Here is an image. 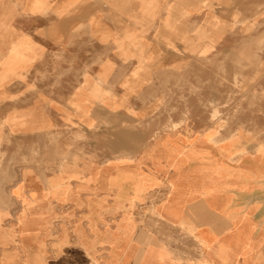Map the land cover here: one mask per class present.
<instances>
[{"label": "rangeland", "instance_id": "1", "mask_svg": "<svg viewBox=\"0 0 264 264\" xmlns=\"http://www.w3.org/2000/svg\"><path fill=\"white\" fill-rule=\"evenodd\" d=\"M173 122L261 143L264 0H0V224L23 223L30 172L131 156Z\"/></svg>", "mask_w": 264, "mask_h": 264}, {"label": "crops", "instance_id": "2", "mask_svg": "<svg viewBox=\"0 0 264 264\" xmlns=\"http://www.w3.org/2000/svg\"><path fill=\"white\" fill-rule=\"evenodd\" d=\"M261 140L177 128L131 156L30 172L0 264H264Z\"/></svg>", "mask_w": 264, "mask_h": 264}, {"label": "bare ground", "instance_id": "3", "mask_svg": "<svg viewBox=\"0 0 264 264\" xmlns=\"http://www.w3.org/2000/svg\"><path fill=\"white\" fill-rule=\"evenodd\" d=\"M75 1H77V0H75ZM12 52V51H11ZM14 53H15V55H20V50L19 49H15V51H14ZM216 111V110H215ZM217 112V111H216ZM214 113V112H213ZM216 114V113H215ZM172 127L175 129V128H177L178 127V123L177 122H173V124H172ZM216 139V138H215ZM54 142H55V140H54ZM83 147V146H82ZM125 157V156H124ZM234 160V159H233ZM80 163V162H79ZM11 175V174H10ZM2 177V176H1ZM122 184V183H121ZM131 189V188H130ZM19 190V189H18ZM1 207V206H0Z\"/></svg>", "mask_w": 264, "mask_h": 264}]
</instances>
